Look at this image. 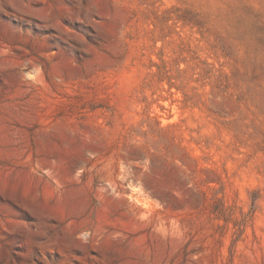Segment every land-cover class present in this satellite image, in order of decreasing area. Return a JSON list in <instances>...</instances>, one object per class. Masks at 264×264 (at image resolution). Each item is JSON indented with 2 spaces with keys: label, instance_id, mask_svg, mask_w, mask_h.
I'll list each match as a JSON object with an SVG mask.
<instances>
[{
  "label": "rangeland",
  "instance_id": "1",
  "mask_svg": "<svg viewBox=\"0 0 264 264\" xmlns=\"http://www.w3.org/2000/svg\"><path fill=\"white\" fill-rule=\"evenodd\" d=\"M0 264H264V0H0Z\"/></svg>",
  "mask_w": 264,
  "mask_h": 264
}]
</instances>
